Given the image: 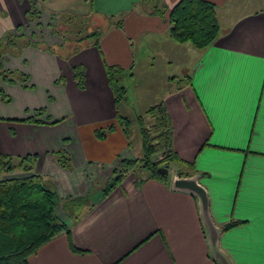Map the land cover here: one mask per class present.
<instances>
[{
    "label": "crops",
    "instance_id": "crops-1",
    "mask_svg": "<svg viewBox=\"0 0 264 264\" xmlns=\"http://www.w3.org/2000/svg\"><path fill=\"white\" fill-rule=\"evenodd\" d=\"M178 1L41 0L46 9L93 13L107 23L99 46L69 59L33 46L9 58L7 67L27 71L42 86L25 105L47 104L54 117L66 118L55 124L0 120V153L38 154L36 171L52 178L62 197L101 186L95 179L107 180L118 158L140 157L121 125L102 138L95 134L117 117L106 63L118 65L124 75L165 87L157 97L146 94L145 84L134 94L148 106L164 102L174 149L186 162L177 164L203 172L212 220L222 228L218 244L230 263L264 264V0H211L220 33L204 48L170 35V10L161 16L157 8L171 9ZM29 8V0H0V39L26 20ZM78 64L85 67L83 89L74 76ZM58 77L63 79L54 83ZM0 83L14 98L29 95L21 86ZM128 103L120 105L123 114ZM58 150L69 154L71 168L58 163ZM141 172L129 171L106 195L98 189L97 201L79 202L72 214L59 210L78 250L64 230L32 254L30 264H221L211 254L198 197L173 188L175 174L165 181ZM225 188L229 193L222 195ZM220 196L231 201L230 208Z\"/></svg>",
    "mask_w": 264,
    "mask_h": 264
},
{
    "label": "trees",
    "instance_id": "trees-1",
    "mask_svg": "<svg viewBox=\"0 0 264 264\" xmlns=\"http://www.w3.org/2000/svg\"><path fill=\"white\" fill-rule=\"evenodd\" d=\"M29 2L30 8L26 12V19L29 24L30 21H36L37 28L40 29L42 22L39 20L40 14L35 15L38 12L35 1L29 0ZM157 11L163 16L166 6L157 8ZM169 19V33L176 41L191 42L199 48L209 46L220 33L216 4L211 0H179L170 9ZM117 24H121V22L118 21ZM23 27L24 25L21 23L16 28L7 30L0 39V78L10 83L17 82L16 75L22 77L20 81H27L30 79V75L24 70L9 69L5 62V59H8L7 54L21 55L25 47L36 46L41 42L34 40L37 36L36 30L32 29L27 34L23 31ZM53 32L56 30L54 29ZM103 33V28L93 30L79 38V43H82L85 38H90V43L77 47L72 53L64 54L60 50L58 54L64 58H69L81 48L92 45L99 46ZM63 46L64 44L59 47ZM46 48L54 52L57 50L48 45ZM73 69L78 86L82 89L85 88L84 65H75ZM106 71L108 82L115 95L118 121L129 134L130 119L119 109L125 94H127L126 86L120 84V77L124 75V68L106 63ZM3 92L0 89L3 99L9 100V97ZM42 111L43 108H39L36 113L39 114ZM148 113L152 123L147 129L145 126H142L141 129L144 145L143 155L136 158L120 157V166L123 169L119 172L114 169L117 175L111 180H107L108 182L102 190L103 195L120 184L131 169L138 173L147 170V177H156L168 181L169 174L166 175L158 171L161 162L172 163L182 160L173 146L172 120L164 102L161 101L150 106ZM139 118L143 119V116L139 115ZM20 120L41 122L33 115L20 118ZM57 121L59 120L55 119L50 123ZM115 127L114 123H109L105 127L96 128V135L103 137L107 131H111ZM103 128H106L107 131L103 132ZM161 152H165V156L160 160H155L154 155ZM55 154L60 165L65 168L72 167L71 157L67 152L58 150L55 151ZM16 158L17 162L12 155L0 153V264H30L29 257L37 252L47 240L64 230L68 233L72 249L78 250L72 241L68 224L58 213L60 197L57 190L50 179L35 169L38 154H27ZM179 174L189 175L188 172L182 170ZM86 198H78L80 200L74 201V203L77 205L79 202L85 201ZM71 207L70 211L74 208ZM233 224L230 222L227 225Z\"/></svg>",
    "mask_w": 264,
    "mask_h": 264
},
{
    "label": "rangeland",
    "instance_id": "rangeland-1",
    "mask_svg": "<svg viewBox=\"0 0 264 264\" xmlns=\"http://www.w3.org/2000/svg\"><path fill=\"white\" fill-rule=\"evenodd\" d=\"M34 1H35L36 9L38 11L35 15L40 14L39 20L42 22V27L40 29H38L36 21H30V24H29L26 18H25L26 20H24L21 23H23V25H24L23 31L27 34H29L32 29L36 30L37 36H36V38H34V40L38 41V42L41 41V42H39L40 43L39 45H36V46L29 45V46L36 47V48L43 50V51H49L52 54H56V55L60 56V54H58V52L60 50H61L60 52H62L64 54L69 53V52L72 53L77 47H80L82 45L90 43V38H85L84 40H82L83 41L82 43H79V38L81 36H85L87 33L91 32L93 30L102 29V28L105 29V26H106L105 24L107 23L105 18H100L97 15H94L93 13L85 15L83 13L77 12L76 10L71 11V10L63 9V8L46 9L43 7L42 3L40 4L41 0H34ZM166 9L170 10L167 7H166ZM26 12H27V10H26ZM21 23H19V24H21ZM14 28H16V26ZM14 28H12V29H14ZM54 29L56 30V32L52 33V31ZM63 44H64V46L60 48L59 46H61ZM47 45L49 47L56 48L57 49L56 52L47 49L46 48ZM87 47H89V46H87ZM84 48H86V47H84ZM24 49H23V52H24ZM81 49H83V48H81ZM81 49H79V51ZM23 52H22V54H23ZM77 52L78 51H76L75 53H77ZM22 54L18 55V56H22ZM18 56H12V55L7 54L8 59L7 60L5 59V62H8L9 58L11 59V57H18ZM60 57H62V56H60ZM62 58H64V57H62ZM65 59H69V58H65ZM8 68L13 69L10 67H8ZM14 69L18 70L19 68H14ZM150 70L151 71L149 73L153 75L154 72H152V69H150ZM157 71L158 70L155 71V74L158 73ZM25 72H27V71H25ZM16 78H17L16 83H10V82L4 81L2 78H0V80L4 81L5 83H8V84H12V85L16 84L18 87L21 86L24 90H29L28 91L29 95H27L25 93H19L14 98L13 95L8 92L9 90L7 89V91H6L4 86L2 85V83H0V89H2L4 91L3 94L6 93V95L9 97V100L3 99L2 94H0V111L5 113V111L7 110V113L11 112V113H16L14 115H20L19 117L18 116L17 117H13V116L9 117V116H4L3 114H0V120H2V121H8V120L26 121V120H20V118H26L30 115H33V116H35L36 119L41 120V122H44V123H46V122L50 123L51 121H53L55 119L59 120L56 122V123H59L62 121L60 119L66 118V116H65V118H63V115L60 117H54L52 115V113H50L47 104H41V105H38L36 107H31V108L29 106L25 105L26 100H27V102L31 100V98H30L31 93H33V94H41L42 93V90H41L42 86L36 87V83L33 81L31 76H30V79H28L27 81H20V80H22V77H18V75H16ZM59 78L60 77L56 78L54 83H59L63 79L61 77V80H59ZM150 79H152L151 82L154 80L151 77V75H150ZM26 84H28V86H25ZM120 84H123L127 88V94H125V97L123 98L122 102L129 99V103L127 104V109L129 111H125V114L130 119V126L128 127L129 134H127V136L128 135L129 136L127 138H128V141L130 142V144L133 145V150L138 152V156L141 157L143 155V147H144L141 129H142V126L143 127L145 126V129H147L151 125L152 119L148 113V109L150 106H152L154 104L148 106L149 104L146 103L148 101H146L144 99L142 100L139 97V95H136V93L134 94V92L136 91L137 88H139V85H140V88H142L141 85L145 84V86H146L148 84V82H147V79H139V78L133 79L128 75H122L120 77ZM147 86H148L147 87L148 92H146V94L149 93L148 95L151 96V98L154 96L157 97L158 95L160 96L163 93V91L165 90V87L159 88L157 85L155 87L150 85V84ZM29 87H31V89H29ZM6 88H7V86H6ZM128 92H129V97H128ZM49 98L52 100V99H54V96L52 94H50ZM39 108H43V111L39 112V114H38V113H36V111ZM140 113H142L144 115L143 119L139 118ZM32 122H35V121H32ZM37 123H39V122H37ZM111 123H114L115 125H117V124L120 125L117 117L112 119ZM53 124H55V123H53ZM100 127H102V126H98L97 128H100ZM106 131H107V129L103 128V132H106ZM125 132H126V130H125ZM95 134H96V128H95ZM99 138H102V137H99ZM28 154H33V153H28ZM24 155H27V154H24ZM24 155H12V156L14 157L15 162H17L18 160L16 157L17 156H24ZM164 156H165V152H161V153L155 154L154 159L160 160ZM55 157H56V154H55ZM118 159L119 160L116 161L115 164H113V173L111 174V176L109 175V178L107 179L108 181L117 175L116 171H114V169H117L118 172L123 169L120 166V158H118ZM179 162L183 163L180 160H177V161L172 162V163L161 162L158 169L162 166H165L166 168H168V174L172 173L173 175L175 174V176L177 174H179V172L181 170L182 171L185 170V172H188L189 174L194 173L193 170L184 169V167H183V169L180 168L178 165ZM129 171L135 172L134 169H131ZM143 171L145 172L144 174L146 175L147 170H143ZM198 173H200V172H198ZM141 174H143V173L141 172ZM168 174H166V175H168ZM200 174L203 175V172H201ZM49 179L52 181L55 189L57 190L54 180H52V178H49ZM107 180L101 179L98 181L95 179L94 183H98V184H102V185L101 186L99 185L98 187L95 186L96 188H94V186H93L94 190L90 191L84 195H82V194L79 196H70L69 195V196L62 197L58 194L60 197L59 210H61V211L64 210L65 212H67L68 215L70 213L72 214V211H70V207L71 206H72L71 208L75 207L76 203H74V201H79L80 199H78V198H81V197H84V198L88 197V198H86V201H89V203H94L95 201H97V199L100 198L99 196L95 197V194L97 193L96 191L98 189L101 190L102 188H104L108 182ZM227 188H225L226 191L223 192L222 195L223 194L226 195L227 193H229ZM101 192H102V190H101ZM220 200H221L223 205H227L230 208L231 205L229 203H231V201L228 202L224 198L222 200L221 196H220ZM215 203H217V199H215ZM71 210H73V209H71Z\"/></svg>",
    "mask_w": 264,
    "mask_h": 264
},
{
    "label": "water",
    "instance_id": "water-1",
    "mask_svg": "<svg viewBox=\"0 0 264 264\" xmlns=\"http://www.w3.org/2000/svg\"><path fill=\"white\" fill-rule=\"evenodd\" d=\"M158 171L163 174H168V168H166L165 166L160 167ZM200 178L201 174L198 172L189 175L177 174L173 178L172 186L175 189L188 191L198 197L200 217L206 227L211 254L221 264H231L228 257L219 247L218 240L222 228L218 227L212 220L209 207L208 191L206 187L201 183Z\"/></svg>",
    "mask_w": 264,
    "mask_h": 264
}]
</instances>
